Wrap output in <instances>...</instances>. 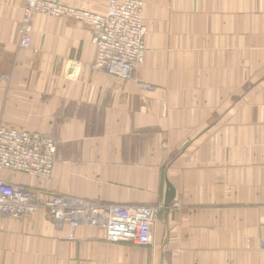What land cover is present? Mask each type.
<instances>
[{
    "label": "crops",
    "instance_id": "0c3cea01",
    "mask_svg": "<svg viewBox=\"0 0 264 264\" xmlns=\"http://www.w3.org/2000/svg\"><path fill=\"white\" fill-rule=\"evenodd\" d=\"M141 1L143 60L120 79L93 69L90 29L71 18L36 14L21 48L25 0H0V124L56 146L50 178L0 177L40 199L162 204L149 246L43 207L0 214V264H264V0Z\"/></svg>",
    "mask_w": 264,
    "mask_h": 264
},
{
    "label": "built area",
    "instance_id": "2783aa9c",
    "mask_svg": "<svg viewBox=\"0 0 264 264\" xmlns=\"http://www.w3.org/2000/svg\"><path fill=\"white\" fill-rule=\"evenodd\" d=\"M38 13L71 18L86 25L95 45L92 67L108 75L129 79L143 60L146 28L141 0H109L105 14L64 5L53 0H25L18 26L19 46L31 41L32 18ZM140 85L143 83L138 82ZM150 89L151 85H144ZM56 146L48 134L18 130L0 124V171L50 178ZM264 168V166H263ZM43 207L47 216L70 228L84 224L104 229L110 242L149 246L162 204L122 205L79 199L61 194L36 198L26 187L0 177V214L22 217Z\"/></svg>",
    "mask_w": 264,
    "mask_h": 264
},
{
    "label": "water",
    "instance_id": "95a60500",
    "mask_svg": "<svg viewBox=\"0 0 264 264\" xmlns=\"http://www.w3.org/2000/svg\"><path fill=\"white\" fill-rule=\"evenodd\" d=\"M173 198H174V189L171 187L169 183H167V191H166V196L164 199V206L166 208L169 207Z\"/></svg>",
    "mask_w": 264,
    "mask_h": 264
},
{
    "label": "bare ground",
    "instance_id": "6f19581e",
    "mask_svg": "<svg viewBox=\"0 0 264 264\" xmlns=\"http://www.w3.org/2000/svg\"><path fill=\"white\" fill-rule=\"evenodd\" d=\"M38 14H44V15H45V13H38ZM47 16H48V15H47ZM31 25H32V24H31ZM31 32H32V30H30V32H29L30 36H31ZM30 44H31V41H30ZM30 44H29V46H30ZM29 46H28V47H29ZM28 47H27V48H28ZM151 243H152V241H151Z\"/></svg>",
    "mask_w": 264,
    "mask_h": 264
},
{
    "label": "rangeland",
    "instance_id": "374dc122",
    "mask_svg": "<svg viewBox=\"0 0 264 264\" xmlns=\"http://www.w3.org/2000/svg\"><path fill=\"white\" fill-rule=\"evenodd\" d=\"M34 17V16H33ZM33 19V18H32Z\"/></svg>",
    "mask_w": 264,
    "mask_h": 264
}]
</instances>
